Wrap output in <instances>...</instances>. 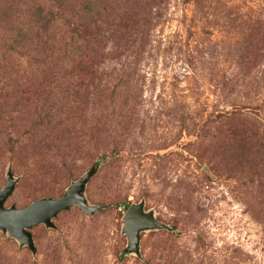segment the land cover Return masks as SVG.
<instances>
[{"label": "rangeland", "instance_id": "rangeland-1", "mask_svg": "<svg viewBox=\"0 0 264 264\" xmlns=\"http://www.w3.org/2000/svg\"><path fill=\"white\" fill-rule=\"evenodd\" d=\"M0 264H264V0H0ZM141 204L162 227L130 246Z\"/></svg>", "mask_w": 264, "mask_h": 264}, {"label": "water", "instance_id": "water-1", "mask_svg": "<svg viewBox=\"0 0 264 264\" xmlns=\"http://www.w3.org/2000/svg\"><path fill=\"white\" fill-rule=\"evenodd\" d=\"M95 167L90 169L82 178L76 181L60 197H48L34 200L26 207L15 205L6 206V202L15 189L17 179L12 172L7 176V184L0 190V230H7L9 234L20 240L21 244H28L35 248L32 227L39 223L54 226L52 219L59 212L71 206H79L84 212L94 213L99 206H89L84 191ZM126 230L129 233L130 246L136 250L140 241V232L147 227H162L163 224L155 219L152 213H145L141 204H133L125 214Z\"/></svg>", "mask_w": 264, "mask_h": 264}]
</instances>
